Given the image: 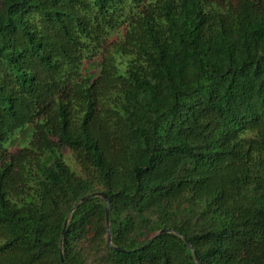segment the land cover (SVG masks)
Masks as SVG:
<instances>
[{
	"label": "trees",
	"instance_id": "obj_1",
	"mask_svg": "<svg viewBox=\"0 0 264 264\" xmlns=\"http://www.w3.org/2000/svg\"><path fill=\"white\" fill-rule=\"evenodd\" d=\"M60 254L264 264V0H0V264Z\"/></svg>",
	"mask_w": 264,
	"mask_h": 264
},
{
	"label": "water",
	"instance_id": "obj_2",
	"mask_svg": "<svg viewBox=\"0 0 264 264\" xmlns=\"http://www.w3.org/2000/svg\"><path fill=\"white\" fill-rule=\"evenodd\" d=\"M93 196L100 197V198L103 200V202H104L105 223H106V241H107V243L109 244V243H110V236H109V229H108V226H107V224H108V220H107V205H108V198H107V196H106L105 194H103V193H94V194H91V195L84 196V197L80 198V199H79V203H82V202L86 201L88 198L93 197ZM73 209H74V207H72L71 210H73ZM65 222H66V221H65ZM65 222L63 223V227H62V229H61V231H60V237H59V241H58V248H59V249H60L59 245H60L61 237H62L63 234H64V226H65ZM162 232H163V230H160V231H158L157 234H161ZM111 248H112L113 250H115V251L123 252V251H122L121 249H119V248H116V247H111ZM192 255H193V257H194V260L196 261V256H195V253H194L193 251H192ZM59 259H60V263L62 264L63 262H62L61 254L59 255Z\"/></svg>",
	"mask_w": 264,
	"mask_h": 264
},
{
	"label": "rangeland",
	"instance_id": "obj_3",
	"mask_svg": "<svg viewBox=\"0 0 264 264\" xmlns=\"http://www.w3.org/2000/svg\"><path fill=\"white\" fill-rule=\"evenodd\" d=\"M19 133H16L15 136L12 139V145H10L9 143H6V147L8 149H10L11 151L14 149L15 146L14 143H16L19 140ZM62 154L64 155L65 158V163L68 165V167L71 169L73 168L74 171L78 172V168L76 167V165L74 164L70 154L68 153V151H63Z\"/></svg>",
	"mask_w": 264,
	"mask_h": 264
}]
</instances>
